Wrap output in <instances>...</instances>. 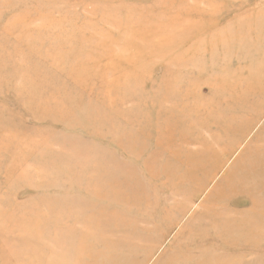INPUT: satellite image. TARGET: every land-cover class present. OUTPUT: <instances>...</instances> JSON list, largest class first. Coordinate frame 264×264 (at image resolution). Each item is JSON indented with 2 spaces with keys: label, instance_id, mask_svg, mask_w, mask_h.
Returning a JSON list of instances; mask_svg holds the SVG:
<instances>
[{
  "label": "rangeland",
  "instance_id": "rangeland-1",
  "mask_svg": "<svg viewBox=\"0 0 264 264\" xmlns=\"http://www.w3.org/2000/svg\"><path fill=\"white\" fill-rule=\"evenodd\" d=\"M249 159L264 0H0V264H264Z\"/></svg>",
  "mask_w": 264,
  "mask_h": 264
},
{
  "label": "bare ground",
  "instance_id": "bare-ground-1",
  "mask_svg": "<svg viewBox=\"0 0 264 264\" xmlns=\"http://www.w3.org/2000/svg\"><path fill=\"white\" fill-rule=\"evenodd\" d=\"M239 100H240V102L245 100V103H246V98H244V97H239ZM243 109H245V108H242V109L240 108L239 111H243ZM232 121H233V119H231V122ZM229 125H231V124H229ZM238 126H239V123H237L236 126H234L232 124V126L230 127V134H229L230 137H232V132L235 131L236 129L243 130V128L238 127ZM174 127H176L174 125V122H173V124L172 123L168 124L167 127H166V133H170L171 134V136H170L171 139H174V137L172 136V133L174 131L173 130ZM236 127H238V128H236ZM242 137H243V133L239 134L237 137H235V139H232L231 142H233L234 140H239L240 141ZM174 140H170V142H172ZM180 141H181L182 146H185V147L190 145V144H192V143H194V139L193 138H189L187 135L180 136ZM231 142H228L227 144H225V145H228L230 143L228 151H231L232 148H233L232 145H231ZM223 147L220 149L219 152L218 151H213L214 155H212V157H214L215 155L217 156L218 154L225 153L227 148H223ZM183 150H187V153H185V160H190L191 159V160L197 162V163L194 162V166H191V167H193V169H197V170H194L195 172L196 171H200L198 169H202V166H203L202 164L205 161V157H206L205 154L206 153L200 152L199 154L195 155V154L190 153L189 149H187V148H184ZM172 153H173V151H172ZM209 159H211V157ZM221 166H222V163H220V167ZM240 166H241L242 169H241V172H240L241 182L239 183V187L245 186L246 190H248L249 193L253 194V197L256 196L257 191H261V193L264 194V174L262 172H261V174L257 173V171H264V164L261 163L260 161L249 159V160L243 161L240 164ZM226 174L227 175L230 174V170H227ZM203 184H205V181L203 182ZM254 212L255 211H253V213ZM208 215H210V214H208ZM260 216H262L260 211H258L254 215V217H256V218H258ZM208 219L211 220L210 217ZM221 220L222 221H226L228 223V225H233L236 222V220L230 219V218L221 219ZM218 236L220 238L223 237V232L221 230H219ZM209 254L213 257V260H214L213 264H225L222 261L219 262L220 258L218 257V255H220V254H213V253H209ZM194 255H189V258H193L194 259V258L198 257V255H196V254H194ZM184 256H187V255L186 254H174L171 257H167L164 261L162 260V262L160 264H186L187 261L186 262H182V260H181V257H184ZM146 262H147V259H146L145 262L143 261V263H146ZM117 264H122V263H117ZM189 264H205V263H203V261L192 260V262H190Z\"/></svg>",
  "mask_w": 264,
  "mask_h": 264
}]
</instances>
